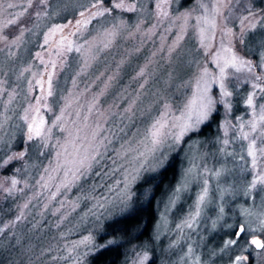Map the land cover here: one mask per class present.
<instances>
[{
	"label": "rangeland",
	"instance_id": "1",
	"mask_svg": "<svg viewBox=\"0 0 264 264\" xmlns=\"http://www.w3.org/2000/svg\"><path fill=\"white\" fill-rule=\"evenodd\" d=\"M96 2L48 0L36 16L34 0L33 8L21 17L27 0H0V35L8 36L4 51L0 40V157L24 153L7 171L0 170V183L5 187L10 186L12 177L19 181L11 194L0 190V200H9L3 208L7 216L0 221L7 235L0 246L9 250L11 259L5 264H88L89 253L108 241L96 238L103 222L125 214L132 206L133 185L138 180L133 182L132 177L144 162L140 153L147 155L151 147L152 124L163 118L170 129L186 116L189 106L195 108L199 103L196 82L205 68L210 74L218 72L213 57L221 44H228L222 29L238 26V17L247 14L245 5L264 17V0H233L231 12L224 10L229 18L216 17L215 32L205 39L207 47H203L199 35L203 25L197 18L205 13L199 2L210 7L212 0H191L185 6H180V0H171L166 6L167 17L158 14L160 0H135L136 11L113 9L91 17ZM83 3L73 19L54 15L70 4ZM9 4L14 7L9 8ZM102 7H111L110 0H104ZM186 13H190L187 22ZM10 20L17 23L8 24ZM78 20L84 23L77 25ZM89 22L93 25L88 26ZM64 25L63 31H52ZM17 36L20 39L11 44ZM261 40L264 28L257 24L248 32L244 45L235 40L232 43L240 55L257 59ZM238 75L239 80L229 81L236 85L230 89L231 111L216 104L211 113H219L217 133L211 136L203 131L205 121L178 146L170 147L169 140L156 153L168 158L180 150L182 162L179 178L163 201L155 226L157 249L162 252L159 264H194L196 257L200 264H232L236 256L249 257L242 264H264V252L253 246L221 251L237 224L247 221L251 228H257L258 217L264 213V192L257 188L250 196L243 193L254 174L247 155L249 141L240 138L242 122L244 131L250 132L248 122L253 113L244 101L252 87L243 81L246 74ZM218 91L212 85L209 95L216 98ZM261 104L264 94L257 90V113ZM33 119L42 120L45 131L42 138L29 140L28 123ZM260 130L264 125L250 139H256L257 147H264ZM18 132L21 141L14 147ZM224 139L229 140L226 148ZM86 155L96 157L91 170L86 177L73 180L72 173ZM147 159L154 163L150 155ZM262 167L264 157L257 170ZM219 169L226 171L217 178L212 173ZM147 172L151 171L141 170L140 176ZM205 180L208 196L200 216L192 228H177L194 213ZM126 185L131 193L127 206L121 203ZM242 209L252 215H242ZM257 235L264 238V234ZM89 236L93 244L80 243ZM144 252L147 264L150 257L144 247L135 250L125 264H134L136 253Z\"/></svg>",
	"mask_w": 264,
	"mask_h": 264
},
{
	"label": "snow or ice",
	"instance_id": "2",
	"mask_svg": "<svg viewBox=\"0 0 264 264\" xmlns=\"http://www.w3.org/2000/svg\"><path fill=\"white\" fill-rule=\"evenodd\" d=\"M34 0H27V8L24 9V12L20 13V16L23 17L25 12H27L28 8H33ZM37 10L35 11L36 16L41 15V11L39 10L40 6H44V8L48 5V0H35ZM111 7H102L104 4V0H97L96 3L92 4V8L96 9L95 12H91L90 16H103L105 13H111L113 9H121L123 11L133 12L136 11L135 0L132 2H128V0H110ZM171 3V0H160L156 4V8L158 9V14L163 15L165 17L168 16V12L166 10V6ZM233 0H212L211 6L208 4L199 2V7L204 10V15L197 18L198 24H202L200 27L199 35L201 40V45L203 47H207L204 41L205 39L210 38L211 34H214L215 29L217 27L216 17L220 16L221 18L227 20L229 17L225 16L224 10L229 9L231 12L230 6L232 5ZM236 3H239V0H236ZM9 8L14 7V5L9 4ZM245 10L247 14L240 15L238 17V26L225 27L222 29L224 35L228 38V44H221L220 50L214 55L213 62L215 63L218 72L215 74H210L208 69H204L200 79L197 80V89L200 93L199 95V103L192 108L189 106V111L184 116L179 123H174L171 125V128L168 129V126L162 122L163 118L158 119L155 123L152 124L151 130L149 133V139L151 143V147L147 149V155H150L153 160V164L148 163L147 155L144 152L140 153L141 157H145L144 162H142L138 169H136V175L132 177V181L134 182L137 179H141L140 176L141 170L155 172L158 168L164 166V163L167 157L161 153L160 156H156V153L160 150L161 146L171 140L170 147L172 145H179L186 135L190 132H195L198 129L200 124H203L205 121L209 119L213 109L216 104H221L227 111H231L232 103L231 98L233 97V91L231 88L236 87L235 84H230V79L239 80L240 76L238 74H246L243 77V81L246 83H251L252 91L248 93L245 98L244 103L246 106L252 110L253 118L248 122L250 126V132L244 131L243 122L240 124V138L244 140H248L249 143L247 145V155L251 157V168L253 171V176L250 181L247 182L246 186L243 188V193L246 196H250L253 190L259 188L261 192H264V167L258 169V165L262 157H264V147H257L256 139H250L252 133H256L260 125H264V104L260 105L259 113L256 112V97L257 90L260 93L264 94V40L259 42V51L257 54V59H248L243 55H240L238 51L235 50V45L232 43L233 40L237 41L239 44L244 45L245 37L248 32L254 30L257 27V24H260V27L264 28V23H261V20H264V17H258L256 11H254L251 7L245 5ZM80 15L83 17L84 13L81 12ZM190 13H186L184 15L185 22H187ZM16 20H10L8 24H15ZM71 23V22H69ZM77 25L84 23V21H77ZM8 24H5L4 27H7ZM67 27L64 25L62 27H58L57 29H53L52 31H63V28ZM211 30V32L209 31ZM23 28L21 29L20 35H23ZM182 38V37H180ZM178 38V39H180ZM20 39V36L15 37L11 40V44L17 43ZM0 40L5 42L8 41V36L0 35ZM45 43H47V37L45 38ZM68 50H71V45H69ZM79 50V49H77ZM259 74L257 73V70ZM51 77H49V91L48 95H51V85H50ZM202 85V87H201ZM216 85L219 89L218 95L216 98L209 95L211 92V86ZM167 108V105L165 106ZM25 121H28V116L25 115ZM60 117H57L59 120ZM238 120H242V118L237 117ZM2 126V125H0ZM235 127V126H234ZM168 129V130H165ZM43 129V121L37 122L33 119L30 123H28V139L32 140L33 138H42L44 135ZM225 136H227V127H225ZM259 136L264 138V130L259 131ZM223 145L225 148L229 144L228 139L223 140ZM224 151V149H221ZM231 155V153H227ZM24 157L23 152H18L14 154H9L6 157H0V170L7 171L9 166L12 165V162L15 160H21ZM242 159V157H241ZM96 160L95 156H84L79 161V166L76 171L72 173L73 180H79L81 177H86L88 172L91 170L92 161ZM193 167H196L195 165ZM193 169H189V172H192ZM205 171H209L205 169ZM226 169H219L213 171V175L217 178L222 176ZM155 179V177L145 178V183H151V180ZM19 183L14 177L9 179V187H5L3 183H0V190H3L9 194L14 191L16 184ZM204 188L195 205V211L193 214H190L189 218L186 219L183 224L177 225V228L183 229L184 227L192 228L196 218L200 216L201 213V205H203L208 196V187L207 180L204 181ZM179 189H177V192ZM147 195V193H145ZM131 200V193L129 191L128 185L125 186V190L121 195V203L127 206L128 202ZM220 218L223 217L224 209L220 208ZM244 216H251L252 213L248 209H242L241 212ZM7 227V226H5ZM213 227H215V222H213ZM229 227H232L229 225ZM3 228H0V233L3 232ZM257 233L264 234V213H261L258 217V227L251 228L247 221L244 224H237L236 231L232 233V238L224 242V246L221 249L230 248L232 246H240L244 245L253 246L255 249L264 252V238L262 235H257ZM250 236V238H248ZM80 243L93 244L92 237H85L83 241ZM114 243V241H107L106 244H100L96 247L104 248L107 245ZM193 249L191 247L188 248V255H191ZM148 259L147 252L144 253H136V259L134 260V264H144V262ZM247 256H236L232 262V264H242V262L247 261ZM194 264H200L199 257L195 258Z\"/></svg>",
	"mask_w": 264,
	"mask_h": 264
},
{
	"label": "trees",
	"instance_id": "3",
	"mask_svg": "<svg viewBox=\"0 0 264 264\" xmlns=\"http://www.w3.org/2000/svg\"><path fill=\"white\" fill-rule=\"evenodd\" d=\"M190 1L180 0V6H185ZM83 5L84 3L78 5L70 4L63 7L60 11H56L54 15H57L59 19H73L76 17V12ZM91 25L93 24L89 22L88 26ZM2 42L1 48L4 51L8 43ZM218 114V112L213 113L201 126L202 130L207 131L211 136L217 133L219 123ZM20 141L21 134L18 132L17 137L13 140V146H18ZM181 163L180 150H176L170 154L163 167L158 168L155 172H147L141 175L142 178L138 179L133 185L134 194L131 208L121 216H113L105 220L103 222V228L97 234L96 238L99 242H102L104 238H108V241L111 240L114 243L104 248L95 249L89 253L87 259L88 264H125L129 256L135 250L142 247L147 248L149 252L150 259L147 264L160 263L159 260L162 257V252L157 249L158 240L155 237V226L158 222V215L163 201L170 194L179 178ZM153 176L155 179L151 180L150 184L145 183V178ZM8 204L9 200L7 197L0 200V221L7 216L3 208H5V205L8 206ZM4 236H7L6 233H0V240ZM10 238L12 242L15 241V237ZM7 251L9 250H3L0 246V264H5L9 260L11 261L10 252Z\"/></svg>",
	"mask_w": 264,
	"mask_h": 264
}]
</instances>
